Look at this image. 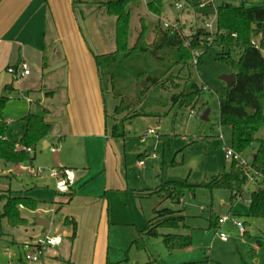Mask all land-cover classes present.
I'll use <instances>...</instances> for the list:
<instances>
[{"label":"rangeland","instance_id":"rangeland-1","mask_svg":"<svg viewBox=\"0 0 264 264\" xmlns=\"http://www.w3.org/2000/svg\"><path fill=\"white\" fill-rule=\"evenodd\" d=\"M90 1L96 3L105 0ZM147 3V0H137L128 7L131 13L130 47L136 42L143 24L147 27L146 40L149 44L155 39L157 25L165 29H167L166 25L181 29L186 36H191L198 28H205L211 34H215L218 7L223 5L239 7L243 4L246 7L259 6L264 5V0H169L160 18L149 12ZM177 5L182 7L178 9ZM91 11L85 9V13ZM99 12L107 15L105 10ZM100 27L108 48L112 49L110 51H115L116 18L107 15L104 21H101ZM254 43L258 45V40L256 39ZM220 52L221 49L216 48L203 56L202 64L195 66L199 54L202 53L196 51L191 65L172 69L161 81V84L165 86L158 87L151 94L150 100L145 101L144 105L148 107L137 108L139 112H146L152 116L136 118L131 123H126L124 129L128 139L122 144V148L126 156V165L131 169L129 176L131 191L156 188L164 182H187L197 187L194 193L189 190L185 192L182 204L168 202L166 206L160 207V209L183 211L187 227L179 230L163 229L160 231L161 235H191L192 246L170 253L164 245L162 236L149 238L142 235L145 220H151L153 214L154 206L153 203L150 205V202H153L154 197L146 200L147 206L144 202L142 207L139 206L138 209L141 212L139 214L136 204L127 201L125 204H119L118 219L134 221L135 218L136 225L131 227L116 225L110 232L105 233L104 241L111 248V264H147L150 261L155 264H264V219L248 217L249 206L245 201H238L232 205L230 192L212 191L203 187L209 184L213 177L228 173L233 161V158L227 154V151L231 149L232 132L230 128L221 126L219 106L220 99L226 95L228 88L222 78L232 74L233 71L228 65L217 61V54ZM262 53L264 55V51ZM149 63L152 64L151 61ZM155 66L156 64H152L151 67L155 68ZM134 68L142 69L141 63L138 62ZM192 84L204 88L201 98L190 108L174 105L172 97L190 91ZM147 86L148 84L144 88ZM159 97L166 102V107L156 105L155 99ZM118 104L119 101L113 94L109 93L106 96L110 129L115 121L121 123L127 116L126 113L115 115ZM207 110H210L209 120L205 122L202 121L201 115ZM150 128L158 129V131L155 130L157 137L154 136V144L151 146L148 142H141L142 134ZM12 129L11 133L8 131L9 136L15 140L20 139L22 125L15 123ZM160 136L170 138L171 147L167 152H164V145L159 141ZM257 137L264 140V129ZM39 145L34 153L37 156L34 166L26 170L21 166L17 167L0 160V252L5 253V247H9L18 256L21 253L20 246L12 244L11 238L14 237L19 243V239L23 240L33 235L34 230L39 228L37 220L40 217L52 223L51 236L63 235L64 231L71 233L70 228L64 223L65 213L53 212L56 194L51 189L35 186L37 185L34 175L36 168L47 167L50 163V158L46 156L49 153L42 150ZM257 148V144L253 145L242 156L240 162L250 166ZM151 154H155L156 158L153 159L151 156L145 158V168L140 171L138 163L143 156ZM10 169L13 171L12 174L9 172ZM143 184L146 185L143 186ZM256 187L255 182L250 180L246 186L245 198H249L251 191H254ZM10 190L34 198L39 203L41 213L24 211L28 220L26 226L13 227L1 216L6 204V199L1 196ZM44 211L47 215L43 214ZM132 212H135V215ZM212 214L219 219L228 217L230 220L222 226L218 224L220 228H211ZM234 222H246L248 234H242ZM220 233L226 235L227 242L221 240ZM65 238L64 236L63 239ZM135 241L144 246L145 250H139L136 245H133ZM17 256H6V258L16 260Z\"/></svg>","mask_w":264,"mask_h":264},{"label":"crops","instance_id":"crops-1","mask_svg":"<svg viewBox=\"0 0 264 264\" xmlns=\"http://www.w3.org/2000/svg\"><path fill=\"white\" fill-rule=\"evenodd\" d=\"M84 15L74 8L73 0H0V96L6 86L13 87L3 118L9 125V133L15 123L22 125L20 139H12L9 134L8 138L21 140L25 132L23 119L29 114L40 115L52 125L50 136L39 145L49 153L46 156L50 163L36 168L35 186L51 189L56 194L53 212L65 213L64 223L69 218L77 225L74 239L73 227L65 224L71 233L55 235L65 236L63 243L48 248L38 262L28 263L23 245L33 238L53 234L52 223L40 217L38 220H46L49 228L37 224L39 228L28 238L19 239L20 244L11 238L12 244L20 246L21 253L17 256L13 249L5 247V253L0 252V264H111V248L104 241L105 233L116 225H136L135 218L134 223L130 219H118L119 204L134 202L139 214V206L143 202L147 206L146 200L150 199L141 197L140 193L154 189L131 191V169L126 165L122 148L125 141L111 137L106 100L95 63V56L114 52L108 48L100 27L107 15L103 12ZM20 65H26L30 74L16 78L8 72ZM150 130L158 131L148 129L142 134L141 142L151 146L154 136H147ZM148 156L140 160L143 165L138 163L140 171L145 168ZM16 166L26 170L34 162ZM51 168L75 171L76 185L71 196L59 194L54 181L46 173H39ZM153 199L151 219L155 210L169 202ZM249 199L244 196L242 201L246 203ZM41 212L39 207L32 213ZM149 220H145L143 229Z\"/></svg>","mask_w":264,"mask_h":264},{"label":"trees","instance_id":"trees-1","mask_svg":"<svg viewBox=\"0 0 264 264\" xmlns=\"http://www.w3.org/2000/svg\"><path fill=\"white\" fill-rule=\"evenodd\" d=\"M137 0H105L92 2L90 0H73V6L85 16V9L96 13H105L116 18L115 43L116 50L106 55L95 56L103 97L109 93L119 101L115 108V115L126 113L123 122L111 128V137L126 141L125 124L139 117H151L146 112H139V106H145L151 94L160 86L164 77L178 66H189L193 61V54L201 51L195 66L202 64L204 55L220 48L217 61L228 65L236 75V83L226 90V95L220 99V124L230 128L232 132L231 169L228 173L213 177L209 184L203 186L210 190L228 191L231 194V204L243 200L246 186L251 178L257 185L250 195V218L264 219V140L257 135L264 129V5L246 7L245 4L235 7L223 5L217 8L216 33L211 34L205 28H198L191 36L183 34L181 29L155 28V39L149 44L146 40L147 27L142 30L132 47H130L131 13L129 5ZM150 13L162 17L169 0H147ZM177 1V0H174ZM95 6V7H94ZM258 40V45L254 42ZM156 64L152 68V64ZM141 63L142 69L134 66ZM16 69L18 67H15ZM170 79V77H168ZM148 86L144 88L142 82ZM13 87H5L0 96V160L14 165H32L36 159L34 155L39 144L45 141L52 132V125L45 122L40 115L29 114L23 119L24 135L19 142L8 138L9 125L3 118V112L9 100ZM204 88L192 84L190 91L174 95L172 103L190 108L201 98ZM157 106L166 107L163 98L155 99ZM148 107V105L145 106ZM107 119L109 115L107 114ZM116 117L114 116V120ZM159 141L164 145V152L171 147L168 136H160ZM258 148L254 153L250 166L243 165L235 157H240L253 145ZM30 148L31 152L26 149ZM197 187L187 182H164L160 186L140 193L141 197H158L164 202L182 204L186 191L195 192ZM70 196L72 195L69 194ZM6 199L2 218L7 219L13 227L26 226L27 218L24 211L36 212L39 209L37 200L13 191L1 196ZM154 218L147 222L142 235L149 238L163 237L168 252L185 250L192 246L191 235L166 234L161 235L163 229H186V216L183 211L169 208L154 211ZM219 218L212 214L211 228H219ZM65 224L73 227L72 239L76 236V222L66 218ZM248 233L246 232L245 235ZM133 245L139 250H145L138 241ZM147 264H155L150 261Z\"/></svg>","mask_w":264,"mask_h":264},{"label":"built area","instance_id":"built-area-1","mask_svg":"<svg viewBox=\"0 0 264 264\" xmlns=\"http://www.w3.org/2000/svg\"><path fill=\"white\" fill-rule=\"evenodd\" d=\"M178 9H180L182 6L177 5ZM166 28H169L168 25H166ZM201 54H199L200 57ZM197 63V61L195 62ZM8 72L12 75H14L16 78H21L24 76H27L30 74V71L26 65H20L18 68H10ZM147 136H156L155 130H150L147 133ZM157 137V136H156ZM27 152H31V149H26ZM227 154L229 157H232V153L230 151H227ZM151 157L155 158V154L150 155ZM236 160L241 161L242 158L235 157ZM242 163V162H241ZM141 165L144 164V162H140ZM245 163L243 162V165ZM39 173L41 175L47 174L48 177L54 181V187L55 190L59 194L63 195H69L72 193L73 189L76 185V175L75 171L68 168H51L47 170H39ZM251 180H253L251 178ZM242 201V200H239ZM247 204L250 205L251 201L250 199L246 201ZM230 219L228 217L221 218L219 220L220 225H224L226 222H228ZM234 225L239 228L240 232L242 234L246 233V227L243 222H234ZM220 238L223 242H227V237L224 233H220ZM63 243L62 236H46V237H36L31 239L29 242L25 243L23 245V250L25 253V259L28 263H35L40 260V258L43 256L44 252L48 248H56L60 246Z\"/></svg>","mask_w":264,"mask_h":264},{"label":"water","instance_id":"water-1","mask_svg":"<svg viewBox=\"0 0 264 264\" xmlns=\"http://www.w3.org/2000/svg\"><path fill=\"white\" fill-rule=\"evenodd\" d=\"M222 80L227 84V87L230 88L236 83V75L230 74L228 76H224ZM146 85H147L146 82L142 83L143 87H145ZM209 113H210V110H207L202 113L201 115L202 121L207 122L209 120ZM37 224L40 226H44L45 229L49 228V223L46 220H38Z\"/></svg>","mask_w":264,"mask_h":264}]
</instances>
